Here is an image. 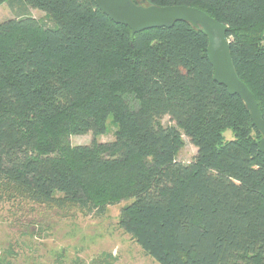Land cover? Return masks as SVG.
<instances>
[{"label":"trees","instance_id":"obj_1","mask_svg":"<svg viewBox=\"0 0 264 264\" xmlns=\"http://www.w3.org/2000/svg\"><path fill=\"white\" fill-rule=\"evenodd\" d=\"M22 1L48 21L23 11L0 22L1 192L97 216L127 201L119 227L159 264H264L262 135L215 80L205 31L177 22L133 35L95 0ZM146 2L226 24L264 119V0ZM109 118L116 137L99 141ZM88 132L90 144H72ZM184 135L197 147L188 162Z\"/></svg>","mask_w":264,"mask_h":264},{"label":"rangeland","instance_id":"obj_2","mask_svg":"<svg viewBox=\"0 0 264 264\" xmlns=\"http://www.w3.org/2000/svg\"><path fill=\"white\" fill-rule=\"evenodd\" d=\"M25 9V10H24ZM28 13L48 21L45 12L23 8L22 0H7L0 5V22ZM163 122H169L165 117ZM117 124L107 121L106 132L97 137L113 141ZM233 137L231 130L224 133ZM178 159L190 161L197 147L184 135ZM91 132L71 135L73 145L90 144ZM127 201L108 206L102 216L77 209L59 210L33 203L0 190V259L10 264H159L147 255L131 235L118 225L121 207Z\"/></svg>","mask_w":264,"mask_h":264},{"label":"water","instance_id":"obj_3","mask_svg":"<svg viewBox=\"0 0 264 264\" xmlns=\"http://www.w3.org/2000/svg\"><path fill=\"white\" fill-rule=\"evenodd\" d=\"M97 6L115 23L129 27L132 34L157 27H172L177 22H188L202 29L208 36L207 54L214 68L215 80L224 85L231 95H238L250 111L251 119L262 137L260 151L264 152V119L256 95L240 78L231 52L228 27L204 10L189 5H151L142 0H95Z\"/></svg>","mask_w":264,"mask_h":264}]
</instances>
